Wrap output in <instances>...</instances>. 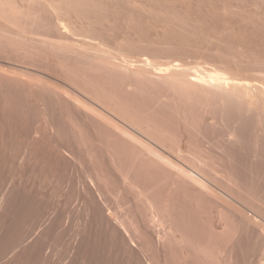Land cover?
<instances>
[{
	"label": "rangeland",
	"instance_id": "rangeland-1",
	"mask_svg": "<svg viewBox=\"0 0 264 264\" xmlns=\"http://www.w3.org/2000/svg\"><path fill=\"white\" fill-rule=\"evenodd\" d=\"M262 234L264 0H0V264H259Z\"/></svg>",
	"mask_w": 264,
	"mask_h": 264
},
{
	"label": "bare ground",
	"instance_id": "bare-ground-1",
	"mask_svg": "<svg viewBox=\"0 0 264 264\" xmlns=\"http://www.w3.org/2000/svg\"><path fill=\"white\" fill-rule=\"evenodd\" d=\"M141 62L144 64V65H146V66H151V64H150V61H149V59L148 58H144V59H142L141 60ZM142 64V65H143ZM141 65V64H140ZM182 66H181V64L179 63V62H172L171 64H169L168 66H166V67H155V68H152V69H154V71L157 73V74H159V75H163L164 74V76H165V74H169V76H172V75H170V74H176L178 71H180ZM199 67V66H198ZM183 68V67H182ZM184 70H185V68H184ZM187 70V69H186ZM204 70V69H203ZM213 70V69H212ZM214 71V70H213ZM209 73V74H208ZM207 73V76H195L194 75V77H192L191 79H192V81H198V82H202V83H212V84H217L220 88H225V86H228L230 83H232V85H233V88L234 89H236V90H238L240 93H242V94H245V95H247V96H249L250 94H251V92H250V90L253 88L252 87V85L251 84H249L248 82H244L243 80H232L229 76H227L226 74H224V73H222V72H216V71H214V72H208ZM179 74V73H178ZM177 75V74H176ZM189 75V74H188ZM202 75V74H201ZM167 76V75H166ZM190 76V75H189ZM255 85V84H254ZM230 86H231V84H230ZM258 86V85H257ZM131 137V136H130ZM139 142H141V141H139ZM139 142H137V143H139ZM142 143V142H141ZM141 143H139L140 145H142ZM143 148L146 150V152H147V158L149 157L153 162H155L157 165H158V167H161L162 166V168L163 167H165L166 169H171V170H168V173H171L172 171V173H174V172H177L178 171V169H176L177 168V165H176V163L174 164V160H171V157L169 156H167L166 154H163L161 151H159V150H157V149H155V148H153V147H151V146H149V145H147V144H143ZM148 158V159H149ZM173 159V158H172ZM156 164H153V165H156ZM176 165V166H175ZM176 167V168H175ZM165 168H164V170H165ZM178 168L179 169H181L179 166H178ZM173 169V170H172ZM175 169V170H174ZM183 169V168H182ZM181 169V170H182ZM177 170V171H176ZM180 170V171H181ZM166 171V170H165ZM183 171V173L185 174L186 173V175H184V176H186L187 178H185V179H190V177L192 178V180H193V178H194V175H193V177H192V174L191 173H189V171L187 172H185V170H182ZM179 172V171H178ZM180 173V172H179ZM179 173L177 174V173H175V174H177V175H179ZM187 173H189V174H187ZM181 175H182V173H180ZM187 175H190V177L189 176H187ZM189 177V178H188ZM197 177V176H196ZM196 177L194 178L195 180H197L196 179ZM191 180V181H192ZM195 180H193V181H195ZM201 179L199 178V180H197V182H199ZM202 183H205V182H203V181H201ZM200 182V183H201ZM194 185H196V184H194ZM198 185V184H197ZM204 186H205V184H203ZM199 186H201V185H199ZM207 186V185H206ZM201 187H203V186H201ZM206 189V188H205ZM205 189H203L204 191H207V189L205 190ZM140 192H142V191H140ZM143 194H144V192H143ZM143 194H141L140 193V195H143ZM144 196V195H143ZM150 201V200H149ZM147 202V204H149L148 203V200L146 201ZM32 205V204H31ZM148 206H150L151 208H152V206L149 204ZM154 207V206H153ZM20 208V207H19ZM21 209V208H20ZM19 209V210H20ZM38 209V208H37ZM153 209V208H152ZM21 210H23V209H21ZM34 210H36V209H34ZM33 210V211H34ZM24 211V210H23ZM29 211V210H28ZM32 211V210H31ZM21 213H23V212H21ZM26 213V212H25ZM17 214H18V212H17ZM18 216H19V214H18ZM21 216V215H20ZM22 216H23V214H22ZM20 219V218H19ZM27 220V219H26ZM154 222H156L157 223V220H155L154 219ZM263 228V227H262ZM172 231H174L173 229H171ZM262 231V230H261ZM263 232V231H262ZM169 233H172V232H170L169 231ZM173 234V233H172ZM263 235V234H262ZM167 236V235H166ZM170 236H172V235H170ZM174 237H175V235H173ZM176 236H177V234H176ZM263 238H264V235H263ZM17 239H18V237H17ZM16 239V240H17ZM178 239V238H177ZM37 242V241H36ZM41 243H43L42 241H41ZM41 243L39 244V242H37V243H34L35 245H34V247H33V250H34V252L36 253L34 256H37V260L39 259V257H40V254H41V252H43V249H44V247L41 245ZM44 244V243H43ZM263 245V244H262ZM261 246V245H260ZM262 247V246H261ZM30 248V247H29ZM260 249V248H259ZM262 249V248H261ZM30 250V249H29ZM29 250L27 251V252H29ZM33 250H32V252H33ZM204 250V249H203ZM202 250V251H203ZM51 250L49 249V248H47L46 249V252H45V254H48L49 252H50ZM204 251H207V250H204ZM211 251V250H210ZM209 251V252H210ZM261 251V250H260ZM32 252H31V250H30V253L32 254ZM209 252H207V253H204L205 255H208V253ZM212 252V251H211ZM210 255L209 256H211V257H209V258H211V259H213V255H214V252L212 253V255H211V253H209ZM29 255V254H28ZM43 255V254H42ZM41 255V256H42ZM262 257L259 259V264H264V256L263 255H261ZM45 257V256H44ZM44 257L42 256V258L44 259ZM208 257V256H207ZM31 258V255H30V257H28V259H30ZM33 256H32V260H33ZM41 258V259H42ZM47 258V257H46ZM215 258V257H214ZM30 259V260H31ZM210 259V260H211ZM214 260V259H213ZM33 261H35V259L33 260ZM39 261V260H38ZM47 261V260H46ZM30 262V261H29ZM41 262V261H40ZM43 262V261H42ZM41 262V263H42ZM45 262V261H44ZM32 263V262H31ZM34 263V262H33ZM39 263V262H38ZM40 263V264H41ZM30 264V263H29ZM35 264H37L36 262H35ZM42 264H44V263H42ZM46 264V263H45Z\"/></svg>",
	"mask_w": 264,
	"mask_h": 264
}]
</instances>
